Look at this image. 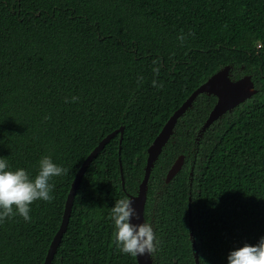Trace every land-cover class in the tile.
Returning a JSON list of instances; mask_svg holds the SVG:
<instances>
[{"label":"trees","instance_id":"1","mask_svg":"<svg viewBox=\"0 0 264 264\" xmlns=\"http://www.w3.org/2000/svg\"><path fill=\"white\" fill-rule=\"evenodd\" d=\"M225 65L257 92L202 135L215 96L178 119L149 178L155 264H197L196 251L227 264L264 236V0H0V157L30 176L44 155L65 170L30 221H0V264H44L83 161L122 126L121 146L117 133L82 176L52 264H138L116 247L110 208L137 193L149 145Z\"/></svg>","mask_w":264,"mask_h":264},{"label":"clouds","instance_id":"2","mask_svg":"<svg viewBox=\"0 0 264 264\" xmlns=\"http://www.w3.org/2000/svg\"><path fill=\"white\" fill-rule=\"evenodd\" d=\"M179 39L183 40V36ZM159 69H154L158 73ZM154 87L162 83L152 80ZM73 100L76 98L73 97ZM64 169L48 155L38 160V171L35 176L22 167L13 169L6 159L0 157V221L19 215L25 222L30 221V205L37 200L50 201L53 188L50 180L60 176ZM111 221L114 227V241L122 254L137 256L145 252L151 254L156 250L159 240L150 224L131 223L137 217L130 199H117L110 208ZM227 264H264V236L257 243H244L230 250L226 256Z\"/></svg>","mask_w":264,"mask_h":264},{"label":"water","instance_id":"3","mask_svg":"<svg viewBox=\"0 0 264 264\" xmlns=\"http://www.w3.org/2000/svg\"><path fill=\"white\" fill-rule=\"evenodd\" d=\"M231 65H225L214 74H212L206 81L199 85L188 97L187 99L173 112L169 119L164 124L163 128L159 134L155 137L153 142L149 145L147 149V160L144 168V176L139 184L136 194H128V199L132 202V207L136 210L137 217L131 219V223L139 224L146 222L145 219V206L147 202V193L149 188V178L151 175L152 168L155 162L158 160L163 148L168 143L171 138L175 125L180 117H182L188 109L193 106L195 99L202 93L208 95H213L216 97V102L211 109L207 119L200 129V134L202 133L216 120L221 118L227 112L232 111L236 106L250 98L253 94L257 92L255 88L254 81L250 74L243 75L238 79H233L231 76ZM124 132V126L120 127L118 130L113 131L102 139V141L93 149V151L88 155V157L83 161L78 173L76 174L69 194L66 199L65 209L63 213V218L61 225L56 232L50 247L48 249L44 264H52V260L57 251L58 245L65 233L69 219L71 216L72 206L74 197L77 192V188L80 184L82 176L84 175L87 167L91 161L98 155V153L105 147V145L117 134L120 133V146L122 142ZM184 163V155H179L174 163L169 168L165 181L168 183L172 178L180 171ZM122 169V168H121ZM124 177L122 174V184L124 187ZM191 200V197L189 198ZM191 205L189 204V208ZM191 217V209L189 210ZM192 224L190 220V225ZM192 230V229H191ZM193 235V232L191 231ZM193 246H195V240L193 238ZM196 263L200 264L198 253L196 251ZM138 264H155L152 258V253L149 254L145 252L144 254H138L136 256Z\"/></svg>","mask_w":264,"mask_h":264}]
</instances>
